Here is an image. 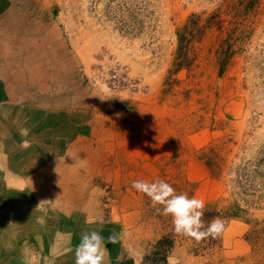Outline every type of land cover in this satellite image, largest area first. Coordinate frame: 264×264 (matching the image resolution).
Wrapping results in <instances>:
<instances>
[{
	"label": "rangeland",
	"instance_id": "rangeland-1",
	"mask_svg": "<svg viewBox=\"0 0 264 264\" xmlns=\"http://www.w3.org/2000/svg\"><path fill=\"white\" fill-rule=\"evenodd\" d=\"M164 256L264 264V0H0V264Z\"/></svg>",
	"mask_w": 264,
	"mask_h": 264
},
{
	"label": "trees",
	"instance_id": "trees-1",
	"mask_svg": "<svg viewBox=\"0 0 264 264\" xmlns=\"http://www.w3.org/2000/svg\"><path fill=\"white\" fill-rule=\"evenodd\" d=\"M157 255H158V253H157ZM156 258H157V257H156ZM165 258H166L165 256H164V257H162V259H163V264H164V262H165V261H164V260H165ZM155 262H156V261H155Z\"/></svg>",
	"mask_w": 264,
	"mask_h": 264
}]
</instances>
